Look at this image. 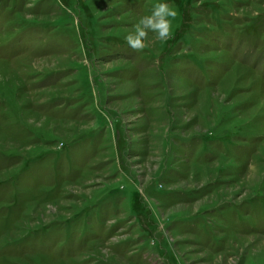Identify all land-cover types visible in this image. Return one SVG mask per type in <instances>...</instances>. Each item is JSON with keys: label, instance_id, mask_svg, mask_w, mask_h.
I'll use <instances>...</instances> for the list:
<instances>
[{"label": "rangeland", "instance_id": "obj_1", "mask_svg": "<svg viewBox=\"0 0 264 264\" xmlns=\"http://www.w3.org/2000/svg\"><path fill=\"white\" fill-rule=\"evenodd\" d=\"M155 2L0 0V264H264V0Z\"/></svg>", "mask_w": 264, "mask_h": 264}, {"label": "clouds", "instance_id": "obj_2", "mask_svg": "<svg viewBox=\"0 0 264 264\" xmlns=\"http://www.w3.org/2000/svg\"><path fill=\"white\" fill-rule=\"evenodd\" d=\"M176 15L177 10L169 0H156L150 12L139 16L132 29L123 36L126 46L134 52H141L150 45L152 38L161 43L166 42L171 38Z\"/></svg>", "mask_w": 264, "mask_h": 264}]
</instances>
